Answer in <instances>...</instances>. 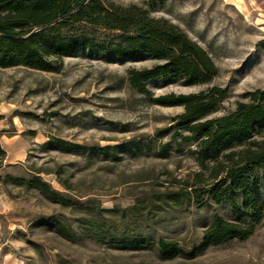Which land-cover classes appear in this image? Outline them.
Masks as SVG:
<instances>
[{
	"label": "rangeland",
	"instance_id": "obj_1",
	"mask_svg": "<svg viewBox=\"0 0 264 264\" xmlns=\"http://www.w3.org/2000/svg\"><path fill=\"white\" fill-rule=\"evenodd\" d=\"M103 1L138 5L178 25L219 74L193 85L156 78L145 92L129 73L164 62L150 54L107 59L85 51L64 57L56 71L0 67V264H264V215L248 239L209 245L194 257L163 259L151 244L174 240L192 253L216 217L247 225L264 210V167L245 175L249 200L233 179L214 185L225 177L213 179L215 169L243 146L202 167L196 143L184 139L189 129L178 126L184 107L153 101L221 87L226 96L207 117L214 118L264 92V6Z\"/></svg>",
	"mask_w": 264,
	"mask_h": 264
},
{
	"label": "trees",
	"instance_id": "obj_2",
	"mask_svg": "<svg viewBox=\"0 0 264 264\" xmlns=\"http://www.w3.org/2000/svg\"><path fill=\"white\" fill-rule=\"evenodd\" d=\"M85 51L107 59L150 54L164 60L150 68L130 71L131 85L145 92L147 82L156 78L171 77L193 85L219 74L209 53L181 27L151 16L138 5L123 7L103 0H0V67L56 71L64 57ZM225 96V89L213 87L206 92L160 95L153 101L184 107L178 115V126L189 129L191 135L184 139L196 143L194 152L202 167L208 161H218L224 150L243 146L241 151L227 154L231 164L216 168L212 178L225 175L214 185L233 179L237 189H245L249 200L253 186L245 175L264 167V92H250L251 102L239 103L229 115L207 118L218 110ZM263 215V208L258 207L247 225L216 217L204 229L202 243L192 253H186L174 240L160 239L151 244L163 259L194 257L209 245L248 239Z\"/></svg>",
	"mask_w": 264,
	"mask_h": 264
},
{
	"label": "crops",
	"instance_id": "obj_3",
	"mask_svg": "<svg viewBox=\"0 0 264 264\" xmlns=\"http://www.w3.org/2000/svg\"><path fill=\"white\" fill-rule=\"evenodd\" d=\"M241 5H243L245 8L248 6L254 8V9H261L262 6H264V0H237Z\"/></svg>",
	"mask_w": 264,
	"mask_h": 264
}]
</instances>
